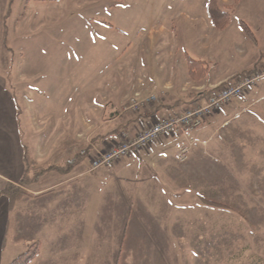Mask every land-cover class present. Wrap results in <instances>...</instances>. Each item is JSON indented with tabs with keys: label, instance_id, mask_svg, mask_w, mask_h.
I'll return each instance as SVG.
<instances>
[{
	"label": "rangeland",
	"instance_id": "1",
	"mask_svg": "<svg viewBox=\"0 0 264 264\" xmlns=\"http://www.w3.org/2000/svg\"><path fill=\"white\" fill-rule=\"evenodd\" d=\"M5 1L0 0V60L7 59L4 66L8 67L9 87L20 107L27 104L17 90L24 88L31 97L34 110L27 117L31 130L23 123L27 144L35 136L49 141L57 128L52 125L53 119L58 123L64 116H72L75 123L80 120L82 111L77 107L85 102L83 82L95 90L103 84L109 91L114 83L123 82L118 78L119 69L126 71L135 63L138 67L147 65L151 54L168 56L172 52L179 56L187 51L207 61L209 79H215L242 66L229 62V58H239L241 49L250 54L247 67L257 62L264 49V0H242L237 5L233 0H222L235 9L232 23L225 30L212 23L204 25L208 0H14L13 13L6 23V45ZM22 12L26 20L20 23ZM240 20L254 29L259 49L243 33ZM43 22L51 29H32ZM100 35L102 40L98 39ZM241 74L237 70L230 79ZM254 88L257 101L225 129L232 137L239 135L233 142L234 150L226 152L225 142L217 138L212 143L214 156L198 158L193 165L188 158L189 140L182 145L190 149L183 161L189 162L183 176V212L172 206L153 253L139 249L134 255H122L124 261L129 256L128 264H264V79ZM64 99L72 103L66 104ZM129 103L123 105L122 113H138L123 111ZM105 113L106 122L109 113ZM96 114L89 110L90 124L97 122ZM44 116L50 121L38 135L36 127ZM22 119H26L25 112ZM79 129L80 125L73 126V130ZM95 129L96 125H89L90 136ZM214 167L216 181L210 184L208 175L211 171L213 176ZM196 169L202 171L200 177ZM205 199L227 208L209 206ZM19 241L18 246L24 248L26 241Z\"/></svg>",
	"mask_w": 264,
	"mask_h": 264
},
{
	"label": "crops",
	"instance_id": "2",
	"mask_svg": "<svg viewBox=\"0 0 264 264\" xmlns=\"http://www.w3.org/2000/svg\"><path fill=\"white\" fill-rule=\"evenodd\" d=\"M205 13L203 19L207 27L211 21L206 8ZM25 20V12H22L19 22ZM48 25L43 22L41 26L33 25L32 29H47ZM101 36H98L99 40L103 39ZM255 46L260 48L259 40ZM187 54V51L179 56L172 52L168 56L151 54L146 60L147 65L130 64L128 69L125 68L128 73L119 69L118 78L123 82L114 83L109 91H105L103 84L95 90L83 82L81 92L85 94V102L77 107L82 111L80 120L75 123L71 115L62 117L59 123L53 119L52 125L58 129L54 128L52 138L45 141L35 136L28 144L23 123L31 130L27 118L34 110L29 101L31 97L28 90H17L27 104L20 107L9 87L8 67L4 66L7 59L1 58L0 264H10L36 242L40 253L31 264H128L129 256L124 261L122 255H134L139 249L153 253L158 238L163 236L160 235L163 232L161 225L171 216V207L176 205V210L179 208L182 212L184 209L183 176L189 162L179 160L178 154L188 140L169 135L140 154L95 171L91 168L93 158L99 150L121 141L123 133L134 137L147 125L202 103L206 98L202 96L204 91L226 82L237 74V70L249 72L264 65L263 48L252 67L246 66L250 54L241 49L238 59L229 58L230 63H241V67L215 79H209V70L204 79L193 80L189 76ZM255 90L225 106L192 134L188 143L191 164L200 158L214 156L212 143L217 138L225 142L226 152L231 148L234 150L233 142L239 135L232 137L225 129L257 101ZM151 95L157 99L138 113H122L123 105L129 100ZM89 110L97 111V118L101 120L100 123L98 120L91 122L96 125V133L91 136ZM106 110L109 119L105 122ZM24 112L25 121L22 119ZM49 121L45 116L39 121L38 135ZM74 125H80V129L73 130ZM31 163L32 167L51 164L71 171L52 170L31 184H24L22 180ZM197 172L200 177L202 171ZM215 173V167L212 177L209 171V183L216 181ZM8 185L17 186L30 195L15 200L4 193ZM168 195L173 198L172 202ZM165 236L170 235L166 232ZM19 239L26 241L24 248L18 246Z\"/></svg>",
	"mask_w": 264,
	"mask_h": 264
},
{
	"label": "built area",
	"instance_id": "3",
	"mask_svg": "<svg viewBox=\"0 0 264 264\" xmlns=\"http://www.w3.org/2000/svg\"><path fill=\"white\" fill-rule=\"evenodd\" d=\"M263 79L264 67L251 73L242 74L212 87L202 103L185 108L178 113L149 124L134 137H131L128 133H123L121 141L96 153L92 160V170L95 171L110 166L130 155L140 154L156 141L169 135L189 140L192 134L201 128L209 118L221 111L234 99L243 96L256 87ZM156 99L157 97L154 95L143 99H131L123 111L139 112L149 102ZM189 151V147L182 146L178 154L182 162L187 159Z\"/></svg>",
	"mask_w": 264,
	"mask_h": 264
},
{
	"label": "trees",
	"instance_id": "4",
	"mask_svg": "<svg viewBox=\"0 0 264 264\" xmlns=\"http://www.w3.org/2000/svg\"><path fill=\"white\" fill-rule=\"evenodd\" d=\"M242 0H233V4L237 5L241 2ZM224 5L222 3V0H208L207 5H206V11L208 14V17L212 23L213 26H215L217 29L220 30H225L233 20L234 16V5ZM13 6H14V0H9L8 5H7V10L4 15V32H3V37H4V44H7L8 40V27L6 26L7 20L13 13ZM240 27L245 34V36L250 39L255 45H258V39L256 37L254 29L248 24L245 20H240L239 21ZM187 63H188V68H189V76L193 80H202L206 77L208 71H209V64L205 60L197 59L190 54H187ZM252 71V70H251ZM249 72H244L242 74L246 73H251ZM241 74V75H242ZM210 91H204L202 93V96L208 94ZM207 96V95H206ZM34 170V173L31 174ZM52 170H60L62 172L68 173L71 171L70 168L67 169H60L57 168L54 165L47 164V165H41L38 167H32V163L30 164V169H28L24 179L22 182L25 183H33L35 180H38L40 176L43 174H46L48 172H51ZM4 193L12 196L15 200H19L20 198L24 196H29L30 194L23 189L14 186V185H8L6 189L4 190ZM205 202L212 207L216 208H227L225 205L218 203L213 200H207L205 199ZM40 253V247L39 243H34L32 244L29 249L19 255L13 262L10 264H31L36 257Z\"/></svg>",
	"mask_w": 264,
	"mask_h": 264
}]
</instances>
